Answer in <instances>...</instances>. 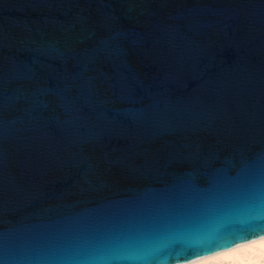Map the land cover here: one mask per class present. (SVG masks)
Wrapping results in <instances>:
<instances>
[{
    "label": "water",
    "instance_id": "obj_1",
    "mask_svg": "<svg viewBox=\"0 0 264 264\" xmlns=\"http://www.w3.org/2000/svg\"><path fill=\"white\" fill-rule=\"evenodd\" d=\"M263 234L264 0H0V264Z\"/></svg>",
    "mask_w": 264,
    "mask_h": 264
},
{
    "label": "bare ground",
    "instance_id": "obj_2",
    "mask_svg": "<svg viewBox=\"0 0 264 264\" xmlns=\"http://www.w3.org/2000/svg\"><path fill=\"white\" fill-rule=\"evenodd\" d=\"M181 264H264V234Z\"/></svg>",
    "mask_w": 264,
    "mask_h": 264
},
{
    "label": "snow or ice",
    "instance_id": "obj_3",
    "mask_svg": "<svg viewBox=\"0 0 264 264\" xmlns=\"http://www.w3.org/2000/svg\"><path fill=\"white\" fill-rule=\"evenodd\" d=\"M233 243H235V241ZM228 246H230V245L221 244L219 247H228ZM217 250H218V248L211 247L207 251H205L204 253H197V254L198 255H200V254L207 255V254L212 253V252H215Z\"/></svg>",
    "mask_w": 264,
    "mask_h": 264
}]
</instances>
